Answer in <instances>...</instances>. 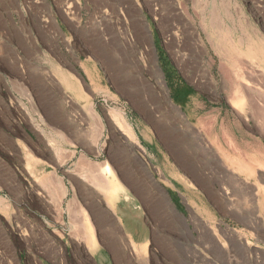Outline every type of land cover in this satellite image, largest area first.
<instances>
[{
  "label": "rangeland",
  "instance_id": "374dc122",
  "mask_svg": "<svg viewBox=\"0 0 264 264\" xmlns=\"http://www.w3.org/2000/svg\"><path fill=\"white\" fill-rule=\"evenodd\" d=\"M98 42L108 49L99 53ZM50 62L77 79L74 70L80 89L66 91L51 76ZM82 63L89 64L93 82ZM128 77L163 109L149 126L127 103ZM86 100L100 120L77 116ZM113 110L130 124L133 142L109 120ZM199 118L202 125L191 121ZM91 126L97 130L92 142ZM136 127L149 134V144L137 138ZM1 133L14 142L11 152L0 148V161L14 172L15 187L8 195L0 186L6 206L0 247L13 250L14 264H264V201L255 194L264 188L260 160L248 182L246 164L240 173L232 170L238 162L233 144L245 138L264 161V0H0ZM51 134L61 149L74 152L60 166L46 144ZM180 145L185 156L178 154ZM217 149L225 150V161ZM27 155L35 159L28 162ZM81 155L108 162L130 194L114 214L98 201L113 218L115 251L105 246L95 210L71 176ZM27 162L38 174L28 173ZM54 175L66 188L62 198L37 181ZM128 178L153 184L152 194L164 199L163 215ZM72 200L75 210L86 211L98 250L85 237L81 215L70 216ZM219 227L236 237L231 241ZM131 239L147 241L142 263ZM166 239L172 249L162 248ZM2 257L0 264H10Z\"/></svg>",
  "mask_w": 264,
  "mask_h": 264
},
{
  "label": "bare ground",
  "instance_id": "6f19581e",
  "mask_svg": "<svg viewBox=\"0 0 264 264\" xmlns=\"http://www.w3.org/2000/svg\"><path fill=\"white\" fill-rule=\"evenodd\" d=\"M96 46H97L96 47L97 51L99 53H100V49H102V48L105 49V47L102 46L101 44H99V42ZM106 49H108V48H106ZM105 50H103V51H105ZM110 52H111V50H110ZM102 55L105 56L104 58H107L109 56L111 57L112 53H109V51L108 52L105 51V52H103ZM141 58L143 59V55ZM110 62L111 61H109V64L111 65L112 62L111 63ZM50 63H51L50 64L51 66L49 68H50L51 76H53V78L60 85H62L66 91H71L73 93V92H75V90L80 89V85H79L77 79H74V77L72 75H70L66 71L62 70L56 64H54L52 62H50ZM144 63H145V61H144ZM144 63H143V65H144ZM88 65L86 63H82L81 67H82L83 73L89 78L90 82H93V75L90 72ZM145 67L147 68V65ZM156 71H158V70H156ZM41 97H42V95H41ZM43 97L45 98V96H43ZM48 104H50V103H48ZM78 115H79L80 119H81V117L84 118V116H85L86 118L88 117L89 120H100L98 115L96 114V112H94L93 108L90 106V104L87 100L84 101L83 105L78 109L77 116ZM108 116H109V120L113 123V125L121 133V135L125 136L127 138V140L130 142H133V140H135V135L132 131V128H131L130 124L127 121H125L121 111H119V110L110 111ZM63 117H62V119H63ZM70 120H73V119H70ZM82 120H84V119H82ZM96 131L97 130L92 127V129L90 131V135H89V138H90L89 141L90 142H92L94 136L96 135L95 134ZM205 135H206V138L212 143V145H214V147H219L218 144L215 143V139L210 134L206 133ZM55 137H56V135H53V134L49 135L46 139V144H47V147L49 148V150L51 151V153L55 159L54 161L60 166L63 163H65L66 161L73 158L74 152L70 151L69 153H67L65 150L61 149L58 141H56V139H58V138L55 139ZM59 137H60V135H59ZM233 146L236 147V149H237L236 156H235L236 158L234 157V159L236 160V162L238 161L237 163H235L233 165L232 170L234 172L240 173V168H241L242 164H246L248 174H247L245 179L248 182V180L250 178L254 177L253 167L255 165V162L258 160H260L261 164H259L258 162L257 163L262 167L261 170L264 172V166H263L264 161L262 159V155L261 154L257 155L256 153H254L251 150L250 145H249L246 138L244 139L243 143H241L240 145H236V143H234ZM84 150L87 153H92V150L90 151V148H88V147L84 148ZM177 150H178L179 155L185 156L184 148L181 147V145H180V147H178ZM217 150H218L221 158H223L225 161L226 155H227L225 150L224 149H217ZM27 156H28V162L35 159V158H32L30 155H27ZM242 156H245L246 158L242 159V160L238 159L239 157H242ZM28 162H27V171L31 176H34L35 171H36L35 166H31L30 164H28ZM71 172H72L71 176L75 178V179L74 178L73 179L75 181H77V183L79 185L81 184L83 187L81 196L83 195L84 199H86V201L89 203V206H92L96 210H99V213H100L99 216L105 215V214H103L104 212L107 213L106 210H103L99 206L100 205L99 203H103L105 205L104 208H106L107 211L109 210L114 214V213H117V204L118 203L127 202L131 198L128 191L117 180L116 175L114 174V171L111 169L108 162H104L103 164H99L96 162H92L88 158H86V156L81 155L76 160L74 167L72 168ZM73 175H75V176H73ZM128 175H130V174H128ZM257 175H258V172H257ZM170 176H171V178H173L175 180H180L178 175H173L172 173H170ZM126 177H128L127 174H126ZM257 177H258L260 183L264 182L262 174H259ZM50 178L51 179L46 178V177H41L37 181L42 186L46 185V187L52 188V190L54 192L53 196H55L58 193L59 197L62 198L66 193L65 186L61 183V181L55 175L51 176ZM129 179L130 178H128V181L131 183V185L135 189V191H137V193L141 194V197L144 198L146 203H148L149 205L150 204L153 205L155 211H156L155 207H158L160 209L163 206L164 199L161 196H159V194L158 195L152 194L151 188L154 186L151 182H146L145 180H142V179H134L133 181H131ZM255 194L258 195V197L263 199V201H264V188L257 187L255 189ZM53 199H54V197H53ZM98 201H99V203H98ZM75 203L76 202L74 200L70 201V203L68 205V212H69L70 216H72V217H76V216H78V214L81 215V219H82L81 223H82L84 230H85V237L87 238V240H89L90 246H92L95 250H98L99 246L96 242L95 235H94V229L91 225L90 219H89L88 215L86 214V211H84L83 208H79V206H78V210H75V208H74ZM189 203H192V202L188 200L187 204L189 205ZM258 203H260V201H258ZM192 204H194V203H192ZM101 212H102V214H101ZM158 214L163 215V212L161 213L158 210L157 215ZM97 216H98V214H96V217ZM102 216L100 218H102ZM108 217L110 218V216H108ZM72 220H74V218ZM97 220H99V219L97 218ZM102 220H103V218H102ZM106 221L107 220H105L104 222H106ZM100 222H99V224H100ZM75 223L73 221V223L71 224L74 231L78 227ZM103 228L107 234H110V236L112 235V232H113L112 226H110L108 224V226H104ZM171 228H173V227L171 226ZM79 229H80V227H79ZM211 232H212L213 236L218 240L216 230H213ZM219 232H220V234L222 233L224 236H226V234H227L230 237L231 241L234 239V237H236V236H234L235 231H233V229L226 228L225 232H224L220 228ZM223 232L226 234H224ZM160 244H161L163 249L166 247L167 250L172 249L171 247L174 246V242L172 243V241L171 240L169 241V239H166V241L161 240ZM130 245H131V252L133 254H135V256L137 257V260L139 257L140 263H142L144 260L141 258L144 257L146 254L147 241H145L144 244L136 245V243L131 239ZM139 260H138V262H139Z\"/></svg>",
  "mask_w": 264,
  "mask_h": 264
},
{
  "label": "crops",
  "instance_id": "0c3cea01",
  "mask_svg": "<svg viewBox=\"0 0 264 264\" xmlns=\"http://www.w3.org/2000/svg\"><path fill=\"white\" fill-rule=\"evenodd\" d=\"M71 70H70V72H71ZM126 82H127V84H126V87L124 88L123 91H124V94L126 95L127 103L129 104L134 116L136 117V120H138V119L141 120V122H139V123H142L146 126H149L150 123L154 122L153 120H156L155 118H157L158 115H160V114L164 115L163 109L160 108L158 103L153 99L152 93L147 88L140 87L139 85L133 84L131 77L126 78ZM54 121L57 123H59V122L63 123L61 120H54ZM191 121L196 122V124H197V122H199V125L203 124L202 118H199L198 120H191ZM156 123H159V121H156ZM134 124H135V126L138 125L135 121H134ZM136 129H137V132H136L137 138H141L144 142L146 141L149 144L150 140H151L149 134L146 133V135H145L144 131L140 132L137 127H136ZM155 139L158 140L156 136H155ZM12 141H13L12 138H7L3 133L0 134V148H1L2 152H4L3 154H5V151L6 152L7 151L8 152L13 151L14 142H12ZM1 156H4V155H1ZM35 170H36V168H35ZM36 173L38 174L37 171H36ZM51 173L52 172H50V174ZM14 177H15L14 172L12 171V173H11V171L8 168V162L1 159V161H0V186L2 188H5L8 190L7 191L8 195L11 194L9 192V189H14V187H15ZM131 181H133V180H131ZM4 201L5 200H2V197L0 196V210H4L6 208ZM152 206L153 205H151V207ZM103 207H104V205H103ZM155 208H156V212H157L159 209H158V207H155ZM153 209H154V206L152 207V210ZM12 210H14V208ZM94 210H95L94 216L96 218V221H97V224L99 227L98 231H100L99 232L100 235L105 239L104 240L105 246L108 247L109 251H113L114 249L116 250V248H115L116 247L115 236L117 235L116 231H115V233H113L110 236V234H107L103 228L104 226H108V224H109L110 226H112L113 230H116V228L113 224L112 216L110 214L104 212L103 214H105V215H103V216L101 215L104 221L107 220L106 222H104L102 220V218H100L101 216H99L100 215L99 210H96L95 208H94ZM7 211H9V208H7ZM96 214H98L99 217L98 216L96 217ZM101 214H102V212H101ZM12 215L14 217V214H12ZM108 216H110V218ZM97 218L99 220H97ZM118 219H120V218H118ZM99 222L101 225L99 224ZM12 251H13L12 249L9 250L8 248L0 247V253L3 254L2 258H4V256H5L7 261L10 262V264H14Z\"/></svg>",
  "mask_w": 264,
  "mask_h": 264
},
{
  "label": "water",
  "instance_id": "95a60500",
  "mask_svg": "<svg viewBox=\"0 0 264 264\" xmlns=\"http://www.w3.org/2000/svg\"><path fill=\"white\" fill-rule=\"evenodd\" d=\"M71 72L78 78V80L80 81V83L83 85L82 79L78 76V74L75 71H73V70H71Z\"/></svg>",
  "mask_w": 264,
  "mask_h": 264
}]
</instances>
